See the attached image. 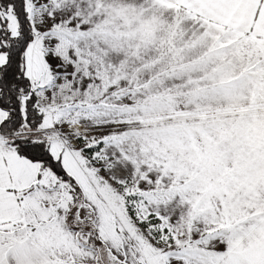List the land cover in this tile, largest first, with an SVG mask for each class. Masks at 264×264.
Wrapping results in <instances>:
<instances>
[{
	"label": "snow or ice",
	"instance_id": "obj_1",
	"mask_svg": "<svg viewBox=\"0 0 264 264\" xmlns=\"http://www.w3.org/2000/svg\"><path fill=\"white\" fill-rule=\"evenodd\" d=\"M0 264H264V0H0Z\"/></svg>",
	"mask_w": 264,
	"mask_h": 264
}]
</instances>
